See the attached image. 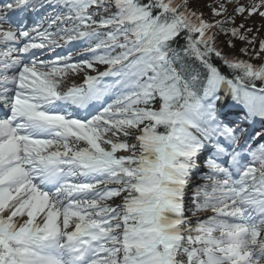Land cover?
I'll use <instances>...</instances> for the list:
<instances>
[{
  "label": "snow or ice",
  "instance_id": "obj_1",
  "mask_svg": "<svg viewBox=\"0 0 264 264\" xmlns=\"http://www.w3.org/2000/svg\"><path fill=\"white\" fill-rule=\"evenodd\" d=\"M228 5L264 17V0L212 19L191 0H0V264H264V134L242 127L264 122V39L226 54L221 34L256 43Z\"/></svg>",
  "mask_w": 264,
  "mask_h": 264
},
{
  "label": "rangeland",
  "instance_id": "obj_2",
  "mask_svg": "<svg viewBox=\"0 0 264 264\" xmlns=\"http://www.w3.org/2000/svg\"><path fill=\"white\" fill-rule=\"evenodd\" d=\"M241 4H244L245 6H247L250 3V0H240ZM211 6H215V0H191V7H193L195 10L203 12L204 16L206 19H212V12H211ZM232 9H233V5H228V10L229 13H232ZM264 10V9H262ZM233 15H235L236 18V23H243L244 25H250L249 28L252 29L251 33L249 36H255L256 37V43L254 45H248L246 42L244 41H240L239 43H237L238 41H236L234 43L233 38L226 37L225 35L221 34L218 37V43L220 45V47L223 49V51L226 54H231V55H235L238 58L239 54H241L242 52L240 51L242 48L247 47L249 49V52H252V49L255 48L257 51L259 50V41L264 39V17H261L258 13L256 14H252L251 16H248L247 13H245L244 15H239L236 13H232ZM217 19L219 17H216ZM46 27V26H45ZM229 39L233 40V44L235 45L234 48H230L229 51L227 50V41ZM83 46H76L74 48H72V52H77L76 50H80ZM58 50H62V48H57L55 49V51ZM244 54V53H242ZM62 55V54H61ZM66 55V54H63ZM244 56L248 59H250L249 55H245ZM261 57H264V53L261 54ZM54 58V57H53ZM241 59H245V58H241ZM254 61V64H259L262 62L261 58H251ZM246 60V59H245ZM219 61V60H217ZM220 62V61H219ZM82 77H76L74 78V82L77 83L78 81L81 80ZM72 81H68L67 84H70ZM260 121V120H259ZM262 126L263 128H261L264 131V122H262L261 125H259V127ZM202 171H206V169L202 170ZM196 180L197 183H203L204 181L201 179V174H197L196 176ZM117 203L119 201H116Z\"/></svg>",
  "mask_w": 264,
  "mask_h": 264
},
{
  "label": "bare ground",
  "instance_id": "obj_3",
  "mask_svg": "<svg viewBox=\"0 0 264 264\" xmlns=\"http://www.w3.org/2000/svg\"><path fill=\"white\" fill-rule=\"evenodd\" d=\"M239 57H241V54H239ZM245 57V56H244ZM242 58V57H241ZM245 59L246 60H248L246 57H245ZM251 62L252 63H254V61L251 59ZM223 111L225 110L226 112H231L230 111V108H229V106H223V109H222ZM257 121V120H256ZM248 124H250V125H252V126H255V127H257V128H263L262 126H260L259 127V125L257 124V123H248Z\"/></svg>",
  "mask_w": 264,
  "mask_h": 264
},
{
  "label": "trees",
  "instance_id": "obj_4",
  "mask_svg": "<svg viewBox=\"0 0 264 264\" xmlns=\"http://www.w3.org/2000/svg\"><path fill=\"white\" fill-rule=\"evenodd\" d=\"M239 24H240V23H239ZM244 27H245V28H249L250 25H244ZM242 31H243V30H242ZM249 35H250V33H249ZM226 37H229V36H226ZM250 37H251V36H250ZM229 38H230V37H229ZM233 40H234V43H235L236 41H238L237 43L240 42V40H238V39H233ZM235 40H236V41H235ZM181 43H183V41H181ZM229 49H230V48L227 47V50H226V51H229ZM241 57H242V58H245V57H244V54L241 53ZM247 59H248V58H247Z\"/></svg>",
  "mask_w": 264,
  "mask_h": 264
}]
</instances>
